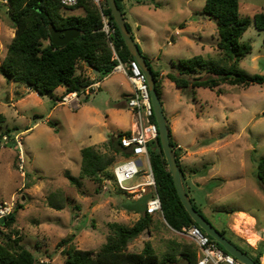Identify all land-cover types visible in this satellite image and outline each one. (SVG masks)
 <instances>
[{"label":"rangeland","instance_id":"rangeland-1","mask_svg":"<svg viewBox=\"0 0 264 264\" xmlns=\"http://www.w3.org/2000/svg\"><path fill=\"white\" fill-rule=\"evenodd\" d=\"M123 1L121 9L135 42L143 56L147 53L152 69L162 80L165 116L170 120L171 114L176 115L178 143L187 151L192 150V142L201 144L203 150L215 151L200 153L210 155L206 168L193 167L200 169V182L217 174L221 184L215 187L214 183L203 182L200 196L193 202L216 229L226 226L246 244L258 240V233L263 244L264 232L260 229L264 228V188L257 182L256 170L264 157V83L248 88L224 86L220 94L203 87L178 90L166 77L169 72L176 73L173 63L178 65L200 55L217 69L229 67L221 61L217 49L216 20L202 12L205 0ZM239 1L241 17L252 19L256 13H264V0ZM8 9L0 0V65L16 30ZM62 14L83 16L84 10L63 9ZM263 38V32L252 23L240 40L252 46V53L238 63V71L264 77ZM81 69L85 76L95 75L85 66ZM97 77L101 89L91 95L80 94L77 106L76 101L55 105L53 99L63 95L64 88L57 89L53 96L39 95L0 74V114L6 117V122L0 124V135L11 139V143L0 147V198H14L17 212L15 224L0 236V243L5 244L8 235L12 240L22 239L21 244L34 254L36 264H64L63 250L70 246L100 251L111 234L109 223L132 227L140 214L130 206L140 209V200L152 194L147 188L139 197L118 187L113 170L124 156L111 153L104 145L110 137L132 130L133 117L127 102L134 89L122 73ZM17 135L26 159L24 177L13 142ZM91 146L113 161L100 184L83 173L81 150ZM155 149L156 145L150 143L149 150ZM139 161L138 175L124 186L147 180V160L140 157ZM67 172L77 179L76 184H70ZM186 191L192 196L189 187ZM207 203L214 207L212 211L203 207ZM238 210L246 215L227 216ZM247 214L254 215L258 224ZM147 242L160 259L171 255L178 264H188L183 256L193 251L197 259L200 255L190 238L170 229L158 214L152 216L149 229L129 245V251L140 253ZM261 259L264 264V255Z\"/></svg>","mask_w":264,"mask_h":264},{"label":"trees","instance_id":"trees-1","mask_svg":"<svg viewBox=\"0 0 264 264\" xmlns=\"http://www.w3.org/2000/svg\"><path fill=\"white\" fill-rule=\"evenodd\" d=\"M8 6V14L12 22L16 25L15 36L8 47L5 59L0 65V74L18 85L28 87L39 95L52 94L59 88H64L65 92L59 98L53 99L55 105L61 104L65 94L70 92H80L92 82V77L85 76L81 71L85 66L95 70L100 74H111L115 62L112 60V50L105 34L101 31L102 20L98 8L90 0H81L76 8L84 10L83 16H68L62 14L64 8L56 0H3ZM119 9L123 0H116ZM210 18H214L217 24L218 43L217 49L221 53V61L228 63V68L217 69L208 64L202 56H195L188 60L173 63L176 73L169 72L166 77L182 91L188 88H209L222 92L221 86L229 85L248 88L256 84H263L264 77L260 75L249 76L241 73L237 69L238 63L248 54L252 53V46L241 43L240 40L253 23L255 28L264 34V13L258 12L253 18L240 16L239 0H205L202 11ZM109 17L110 23L116 28L115 48L122 60H133L128 51L111 15V11L106 2L104 10ZM123 16L125 13L122 11ZM125 18V17H124ZM129 31L131 27L126 22ZM53 25L58 30L67 28H77L81 30V35L68 43L64 47H56L52 43L49 33V26ZM133 35V34H132ZM134 37V36H133ZM264 45V38H263ZM142 53V52H141ZM145 57L147 65L152 70L156 88L162 100L161 79L149 63V58ZM207 75V76H206ZM54 98V97H53ZM193 99V98H192ZM163 103V102H162ZM153 124H156L154 114L151 117ZM6 122V117L0 114V124ZM169 127L170 144L174 151L176 160L181 169L184 179V169L181 164L183 150L173 140L170 123ZM9 133V130L6 131ZM130 131L119 134L117 137H110L105 147L111 153L121 154L124 157L127 153L121 148L120 138ZM3 135H0V141ZM156 145L154 151L149 150V158L156 192L160 197L163 215H160L168 227L174 231L182 232L184 227L198 225L192 220L190 215L182 205L176 192L171 172L165 159L159 136L151 142ZM83 173L95 183H102V176L107 175L106 169L112 160H107L94 146L81 150ZM70 184H76L77 179L70 173L66 174ZM258 184L264 188V157H262L256 170ZM152 197L147 195L140 200L142 207L130 209L140 214L139 220L128 227L119 223H109L110 236L107 243L98 252L80 250L73 246L63 250L65 256L64 264H178L174 256H166L160 259L152 245L147 242L142 252H130L129 245L139 238L152 223V216L147 213L148 200ZM194 208L204 216L211 224L202 210H200L193 199ZM137 203V202H136ZM16 210L11 216L2 222L7 228V232L16 222ZM225 238L234 244L241 251L246 253L256 264H262L264 255V243H260L257 248L244 243V240L228 230L226 226L217 229ZM6 233V232H5ZM1 232V235H5ZM210 237V236H209ZM211 238V237H210ZM22 239L12 240L8 235L5 244L0 243V264H36L34 254L21 244ZM223 249L218 243H216ZM191 254V255H190ZM190 255V256H188ZM184 260L188 264H197V255L193 251L184 255Z\"/></svg>","mask_w":264,"mask_h":264},{"label":"built area","instance_id":"built-area-1","mask_svg":"<svg viewBox=\"0 0 264 264\" xmlns=\"http://www.w3.org/2000/svg\"><path fill=\"white\" fill-rule=\"evenodd\" d=\"M64 8H74L81 0H56ZM100 11L102 28L101 31L105 34L109 41L112 50V60L115 62L111 73H122L126 76L130 84L133 86L134 94L128 100L127 107L130 110L134 125L129 134H124L120 138L121 148L127 153L124 160L118 162L114 166V177L118 187L125 192L141 196L147 188L151 189L152 197L147 202V213L149 215H163L161 200L156 192V183L151 169L149 158V144L156 140L158 130L156 124H153L151 117L153 115L152 105L149 98L147 79L142 72L137 61H124L119 56L115 48V33L116 28L110 23L109 17L105 15L106 0H90ZM102 86V82L92 79L89 84L80 94L91 95L97 93ZM78 92H70L64 95L61 105L70 104L76 101L77 106H80L78 100ZM15 136L13 142L18 150V168L21 175L25 176L26 159L22 148L21 140ZM11 143V139L6 135L2 138L0 147ZM140 157H145L149 167L150 174L145 182L137 185L126 187L125 183L132 181L139 173ZM16 208L15 199L5 200L0 198V236L1 232H7L2 224L12 215ZM181 234L190 238L198 247L200 255L197 264H240L234 257L229 255L226 251L221 249L216 242L203 232L199 227H184Z\"/></svg>","mask_w":264,"mask_h":264},{"label":"water","instance_id":"water-1","mask_svg":"<svg viewBox=\"0 0 264 264\" xmlns=\"http://www.w3.org/2000/svg\"><path fill=\"white\" fill-rule=\"evenodd\" d=\"M108 7L111 11V15L114 19V23L126 45L128 51L132 55L133 59L138 62L142 72L146 76L149 98L152 105L153 114L156 119V126L158 130V136L162 146V150L165 159L168 164V168L173 178L174 186L178 197L187 213L192 220L198 225V227L208 234L216 243H218L224 251L234 257L240 264H256L246 253L237 248L227 238H225L204 216H202L193 206V203L186 192L181 169L176 160L174 151L170 144L169 127L167 124V118L164 113L163 103L156 88V81L152 70L147 65L145 57L142 55L132 33L129 31L126 20L122 11L119 9L116 0H106ZM49 33L52 39V43L56 47H64L74 39L81 35V30L77 28H67L58 30L55 26H49ZM98 74V71H94Z\"/></svg>","mask_w":264,"mask_h":264},{"label":"crops","instance_id":"crops-1","mask_svg":"<svg viewBox=\"0 0 264 264\" xmlns=\"http://www.w3.org/2000/svg\"><path fill=\"white\" fill-rule=\"evenodd\" d=\"M124 3V1H123ZM137 26V24H136ZM138 29L140 27H137ZM139 41V40H138ZM144 55L146 57H148L147 53H144ZM149 58V57H148ZM98 75L95 74L94 76H92V79H96L97 80V77ZM224 86H229V85H223L221 86L224 87ZM133 87V86H132ZM229 87H232V86H229ZM177 88V87H176ZM61 89V88H59ZM178 89V88H177ZM179 90V89H178ZM181 90V89H180ZM188 99H191L188 97ZM176 115H173L171 114V118L169 121L170 123V128H171V132H172V135L174 136V141L175 143L178 145V148L182 149L184 152H183V156L181 158V164H182V167L184 169V179H183V183H184V186H185V189L186 188H190L191 192H193L192 196H189L190 199H193V200H196L197 198H199L200 194L199 192H201V187H202V183L203 182H211V183H214L215 184V187L218 186L219 184H221V182L219 181V179L217 178V174H214V175H211V177H209L208 179H206L205 181H199L198 180V174L200 173V169L199 168H195L193 166L195 165H200L202 169L206 168V164L208 162V157L210 156L209 154H207V157L203 156L204 153L206 152H210V153H214L215 151H212V149L210 148L209 150H203L202 149V145L199 144L198 142L194 145V143L192 142V144L190 145L191 146V151H187L185 150L184 148H182V146H180V144L178 143V139H179V136H177V126L176 125V120L175 119ZM134 125V120H133V123H132V126ZM221 140V138L219 139ZM200 145V146H198ZM206 151V152H204ZM200 153H203V154H200ZM213 184V185H214ZM192 186H196V189H192L193 187ZM213 187V188H215ZM260 189V188H259ZM261 190V189H260ZM187 192V191H186ZM188 194V193H187ZM206 210L208 211H212L214 209L213 206H211L210 204L207 203V205L204 204L203 206ZM215 208H218V207H215ZM203 212V211H202ZM214 212V211H213ZM216 212V211H215ZM218 212V211H217ZM231 214H234V215H237V214H242V215H246L243 211H233L231 212L230 214H227V216H230ZM157 215V214H156ZM159 215V214H158ZM232 215V216H234ZM154 216V215H153ZM214 216V215H213ZM247 216H249L250 218H252V220H254L255 224H258V220L257 218L254 216V215H251V214H247ZM245 217V216H243ZM261 232H264V228L262 227L261 229ZM255 236L258 237V240H250V242H248L252 247L254 248H257L258 245L260 244L261 242V236L257 234H255ZM255 243V244H253ZM199 258V257H198ZM198 261V259H197Z\"/></svg>","mask_w":264,"mask_h":264}]
</instances>
